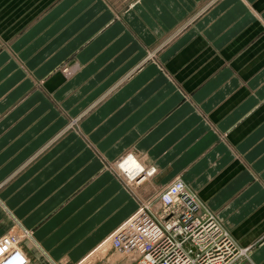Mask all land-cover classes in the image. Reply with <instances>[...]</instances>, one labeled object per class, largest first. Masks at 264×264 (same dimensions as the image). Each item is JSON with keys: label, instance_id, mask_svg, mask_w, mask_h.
<instances>
[{"label": "crops", "instance_id": "obj_1", "mask_svg": "<svg viewBox=\"0 0 264 264\" xmlns=\"http://www.w3.org/2000/svg\"><path fill=\"white\" fill-rule=\"evenodd\" d=\"M176 178L264 264V0H0V238L79 264Z\"/></svg>", "mask_w": 264, "mask_h": 264}, {"label": "built area", "instance_id": "obj_2", "mask_svg": "<svg viewBox=\"0 0 264 264\" xmlns=\"http://www.w3.org/2000/svg\"><path fill=\"white\" fill-rule=\"evenodd\" d=\"M114 234V235H113ZM110 247L126 264H242L241 248L218 215L203 207L180 178L113 232ZM18 240L0 238V264H27Z\"/></svg>", "mask_w": 264, "mask_h": 264}, {"label": "rangeland", "instance_id": "obj_3", "mask_svg": "<svg viewBox=\"0 0 264 264\" xmlns=\"http://www.w3.org/2000/svg\"><path fill=\"white\" fill-rule=\"evenodd\" d=\"M112 237L107 239L103 245H99L100 248H98V246V250L96 248L90 254L91 256L89 255L79 264H126L124 257L120 256L114 249L110 247L109 240H111Z\"/></svg>", "mask_w": 264, "mask_h": 264}, {"label": "bare ground", "instance_id": "obj_4", "mask_svg": "<svg viewBox=\"0 0 264 264\" xmlns=\"http://www.w3.org/2000/svg\"><path fill=\"white\" fill-rule=\"evenodd\" d=\"M129 157H132V156H129ZM128 157V159H130V160H134L135 158L134 157H132V158H129ZM127 160V159H126ZM125 160V161H126ZM136 170V171H135ZM139 170H142V166H141V164H140V162H138L137 160H135V163L134 164H132V170H131V172H133V171H135V174H136V172H138ZM140 172V171H139ZM134 174V175H135ZM127 175L129 176V177H127V178H131L132 179V177H135L134 175L132 176V175H129L128 173H127ZM124 176H126V174L124 175ZM11 260V259H10ZM8 264H11L10 262L8 263Z\"/></svg>", "mask_w": 264, "mask_h": 264}]
</instances>
